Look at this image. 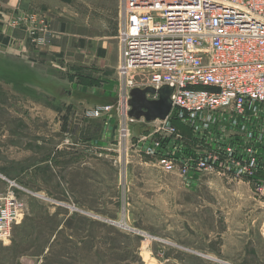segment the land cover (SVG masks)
Listing matches in <instances>:
<instances>
[{"label":"rangeland","instance_id":"374dc122","mask_svg":"<svg viewBox=\"0 0 264 264\" xmlns=\"http://www.w3.org/2000/svg\"><path fill=\"white\" fill-rule=\"evenodd\" d=\"M42 53L25 40L20 52L0 48V176L15 182L25 204L0 243V264H264V202L253 183L208 175L204 164L185 178L130 158L120 164L116 134L106 140L101 118L83 113L84 100L110 93L114 77L78 85L64 57L47 62ZM140 75L133 70L129 78ZM113 100L96 105L115 107ZM107 115L117 121L115 110ZM128 123L131 134L154 125ZM245 123L258 132L264 104ZM173 125L178 164L209 153L207 131ZM101 139L114 143L86 147ZM7 186L0 177V192Z\"/></svg>","mask_w":264,"mask_h":264},{"label":"built area","instance_id":"2783aa9c","mask_svg":"<svg viewBox=\"0 0 264 264\" xmlns=\"http://www.w3.org/2000/svg\"><path fill=\"white\" fill-rule=\"evenodd\" d=\"M3 24L21 30L37 51L50 44L52 33L43 13L19 12ZM118 24L117 104L96 106L84 116L97 119L116 111L120 164H127L129 152L130 159L180 178L193 168L199 173L196 166L204 164L208 175L253 183L264 202V159L259 152L264 125L248 132L245 123L264 104V0H119ZM133 70L141 71L139 80L129 78ZM147 86L171 87V109L165 120L146 121L154 124L148 133L133 136L128 122L138 120L127 115L128 94ZM175 121L196 135L208 132L209 153L200 160L196 155L191 165L185 159L178 164L180 157L172 151L180 143ZM0 177L8 184L0 192V243L5 244L22 220L25 204L17 197L15 182Z\"/></svg>","mask_w":264,"mask_h":264},{"label":"crops","instance_id":"0c3cea01","mask_svg":"<svg viewBox=\"0 0 264 264\" xmlns=\"http://www.w3.org/2000/svg\"><path fill=\"white\" fill-rule=\"evenodd\" d=\"M19 12L43 13L48 17L52 38L49 46L44 50L46 54L42 53V56L47 62H50L54 57L59 59L64 57L68 67L74 69L73 78L78 85L85 84V87H88L87 85H90L91 82L106 81L105 75L114 77L112 83L115 86L110 83L113 86L110 93L108 91L103 93L99 100H84L85 103L89 104V108L84 109L83 113L99 106L96 105V102L104 103L106 98H112L116 102L120 92V81L116 72L119 57L117 44L119 0H0L1 49L17 52L23 49V32L11 30L3 24V20L12 18ZM93 70L99 73H91L90 77L84 75L87 71L94 72ZM102 82L100 84H103ZM82 91L80 90V92ZM104 116L107 117V120L102 119V116L98 120L103 121L105 139L110 140L107 137L112 133L115 134L118 118L115 121L116 119L113 120L111 116ZM138 126L142 128L144 125ZM148 130L149 128H145L144 131L132 135L146 134ZM105 139L92 140L86 143V147L93 150L94 148L102 149L107 144L112 146L111 143L114 142L109 144V141L106 142ZM115 146L117 145L115 144ZM129 156L130 153L125 156L127 160ZM131 160L144 164L135 158H131Z\"/></svg>","mask_w":264,"mask_h":264},{"label":"water","instance_id":"95a60500","mask_svg":"<svg viewBox=\"0 0 264 264\" xmlns=\"http://www.w3.org/2000/svg\"><path fill=\"white\" fill-rule=\"evenodd\" d=\"M172 92L173 89L169 86H162L159 89L149 86L131 89L127 100V105L130 107L127 115L136 120L144 118L147 122L156 119L165 120L171 109ZM147 95H157V99L149 100Z\"/></svg>","mask_w":264,"mask_h":264}]
</instances>
